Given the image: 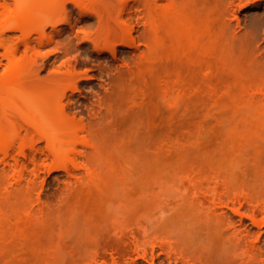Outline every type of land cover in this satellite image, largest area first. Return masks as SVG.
I'll list each match as a JSON object with an SVG mask.
<instances>
[{
    "label": "rangeland",
    "instance_id": "374dc122",
    "mask_svg": "<svg viewBox=\"0 0 264 264\" xmlns=\"http://www.w3.org/2000/svg\"><path fill=\"white\" fill-rule=\"evenodd\" d=\"M79 1L114 12V0ZM173 1L181 14L160 12L150 59L144 54L149 30L142 24L139 49L117 43L114 57L110 38L111 48L99 52L104 28L95 16L81 17L74 3V33L67 24L55 31L48 25L51 40L36 38L35 49L21 45L15 53L24 63L16 90L60 95L67 88L73 94L76 121L93 138L86 155L97 180L64 191L66 172L48 171L47 161L30 198L26 188H10L14 172L4 174L0 164V264H170L160 248L148 257L132 252L126 241L132 231L148 245L158 236H189L213 264H240L236 254L253 264L264 260V225L245 217L264 208V100L252 99L264 94V0ZM4 7L14 8L15 0H0ZM1 25L3 75L7 51L22 35ZM206 73L209 83L200 79ZM7 127L13 136L12 122ZM218 171L231 174L228 185L216 179ZM208 182L218 191L206 192ZM214 193L240 199L242 205H229L231 226L242 229L244 215L252 230L248 242L258 249L230 244L231 233L222 234L230 225L191 204ZM170 202L178 207L170 210Z\"/></svg>",
    "mask_w": 264,
    "mask_h": 264
},
{
    "label": "bare ground",
    "instance_id": "6f19581e",
    "mask_svg": "<svg viewBox=\"0 0 264 264\" xmlns=\"http://www.w3.org/2000/svg\"><path fill=\"white\" fill-rule=\"evenodd\" d=\"M116 1L114 0L113 3L114 12L111 10L107 13L88 4L83 5L79 0H15L14 8L0 9L1 28L19 31L22 35L20 44L7 51L6 57L9 64L5 73L0 75V164L4 165L2 167L4 174L14 172L13 175L11 174L10 188L18 191H24L26 188L27 195L31 198L32 192L36 189V180L41 177V168H44V163L46 164L47 161L49 164L51 161L50 166H45L48 171L51 168L66 172L67 182L63 186L64 191L74 186L77 187L78 184L83 186L88 180L94 182L97 180L86 155L87 151L93 148V138L86 125L76 121L79 112L73 111V106L70 104L73 94L69 95L66 91L67 88L60 95L43 88H36L28 92L22 91L20 87V90H16L15 82L24 71V63L16 60L14 56L21 45L27 50L35 49L34 39L36 38L39 43L44 42L43 40H51L53 36L49 37L46 32L48 25H51L55 31L60 25L67 24L70 26L71 32L74 33L77 25H72L71 22L74 13L71 3H74L78 6L81 17L92 18L95 16L98 27L104 28L105 39L96 42V49L99 52L111 48L110 43L106 41L110 38L114 40L112 47L114 57L118 54L117 43L129 47L136 46V49H139L140 46L137 44L140 41V36L138 33L142 24L149 30V38L146 41L147 51L144 54L145 58L150 59L156 52L154 47L157 37L156 22L160 17V12L177 18L181 14L180 10L174 5L173 0H122L119 6H116ZM235 4L237 3L235 2ZM45 14L48 15L47 19H44ZM83 39H91V35H85ZM103 41L104 44H102ZM259 56L258 60L263 59L262 54ZM200 79L207 83L212 80L207 73ZM61 80L67 81L66 78ZM75 88L73 85L71 90ZM258 94L257 92L253 93L252 99L264 100V94L260 96ZM167 96H169V92ZM102 105L103 103L99 102L98 108H94L93 115L96 116L100 113ZM95 116H92L94 121L96 120ZM13 118H16L17 121H12ZM10 122L15 129L13 136L7 127ZM20 130H24L25 135L22 136ZM84 132L88 133L90 137L87 135L80 139L79 133ZM93 152L96 151L93 150ZM219 163L221 164L222 161ZM30 168L32 169L30 170ZM230 176L231 174L226 171L216 172V179L222 181L223 185H228ZM206 188V192L218 191V188L211 187L210 182L207 183ZM227 198L222 194L214 193L208 197L197 198L191 204L193 206L200 204V211L205 216H210L219 223H224L223 225L225 223L230 225L222 231V234L231 233L228 240L230 244L237 247L246 245L248 251L258 249L259 245L248 242L252 230L244 222V215H241L239 219L242 229L231 226L234 217L228 209L237 203L242 205V202L239 198ZM168 207L170 210L176 209L178 204L170 202ZM155 209L157 206H152V210ZM258 212L264 213V208H257L253 211V215L247 214L245 217L248 216L254 225L263 227L264 219L256 218ZM130 234L127 237L128 246H126L131 248L132 252L143 257H148L156 248H160L170 264H213L202 252L197 251L202 245L191 240L189 236L183 234L178 237L173 235L158 236L151 241V245H148L140 243L139 232L132 231ZM235 256L242 259L240 264L254 263L252 260L246 261L242 254ZM258 256L260 254H257ZM260 264H264V260Z\"/></svg>",
    "mask_w": 264,
    "mask_h": 264
}]
</instances>
